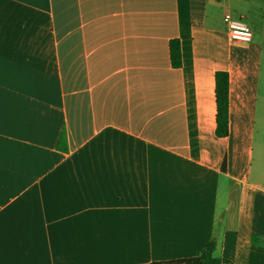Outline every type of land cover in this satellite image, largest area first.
<instances>
[{
    "label": "crops",
    "instance_id": "obj_1",
    "mask_svg": "<svg viewBox=\"0 0 264 264\" xmlns=\"http://www.w3.org/2000/svg\"><path fill=\"white\" fill-rule=\"evenodd\" d=\"M211 242L222 264H264V0H0V264H153Z\"/></svg>",
    "mask_w": 264,
    "mask_h": 264
},
{
    "label": "trees",
    "instance_id": "obj_2",
    "mask_svg": "<svg viewBox=\"0 0 264 264\" xmlns=\"http://www.w3.org/2000/svg\"><path fill=\"white\" fill-rule=\"evenodd\" d=\"M170 55L172 64L180 67L182 64L181 46L179 40L170 42ZM216 135L226 137L229 133V75L227 72L216 73ZM63 138V137H62ZM216 245L209 243L201 252L188 259L173 260L153 264H222L219 258L214 256Z\"/></svg>",
    "mask_w": 264,
    "mask_h": 264
},
{
    "label": "built area",
    "instance_id": "obj_3",
    "mask_svg": "<svg viewBox=\"0 0 264 264\" xmlns=\"http://www.w3.org/2000/svg\"><path fill=\"white\" fill-rule=\"evenodd\" d=\"M224 21L228 28L230 41L250 42L252 40V32L244 20L228 13L225 15Z\"/></svg>",
    "mask_w": 264,
    "mask_h": 264
}]
</instances>
